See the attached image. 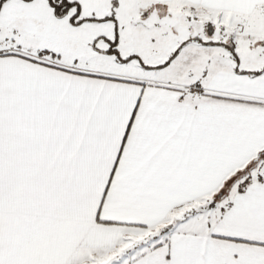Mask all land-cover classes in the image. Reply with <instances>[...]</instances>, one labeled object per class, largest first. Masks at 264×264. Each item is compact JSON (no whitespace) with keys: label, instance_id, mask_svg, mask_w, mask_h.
Listing matches in <instances>:
<instances>
[{"label":"snow or ice","instance_id":"obj_1","mask_svg":"<svg viewBox=\"0 0 264 264\" xmlns=\"http://www.w3.org/2000/svg\"><path fill=\"white\" fill-rule=\"evenodd\" d=\"M0 264H264V0H0Z\"/></svg>","mask_w":264,"mask_h":264}]
</instances>
